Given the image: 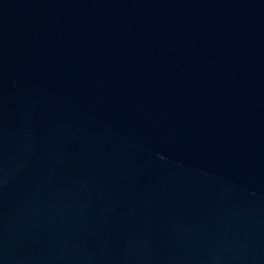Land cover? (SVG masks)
<instances>
[{"label": "water", "instance_id": "obj_1", "mask_svg": "<svg viewBox=\"0 0 264 264\" xmlns=\"http://www.w3.org/2000/svg\"><path fill=\"white\" fill-rule=\"evenodd\" d=\"M0 264H264V0H0Z\"/></svg>", "mask_w": 264, "mask_h": 264}]
</instances>
